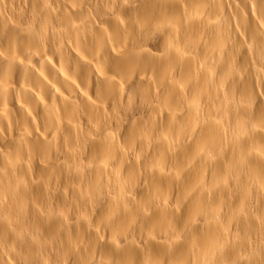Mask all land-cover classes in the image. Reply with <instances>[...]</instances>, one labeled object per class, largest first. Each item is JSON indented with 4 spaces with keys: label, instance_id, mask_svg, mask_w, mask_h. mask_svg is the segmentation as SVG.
Masks as SVG:
<instances>
[{
    "label": "bare ground",
    "instance_id": "6f19581e",
    "mask_svg": "<svg viewBox=\"0 0 264 264\" xmlns=\"http://www.w3.org/2000/svg\"><path fill=\"white\" fill-rule=\"evenodd\" d=\"M0 264H264V0H0Z\"/></svg>",
    "mask_w": 264,
    "mask_h": 264
}]
</instances>
